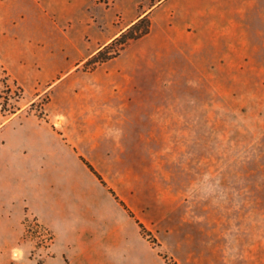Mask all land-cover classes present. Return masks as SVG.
I'll return each mask as SVG.
<instances>
[{"label": "rangeland", "instance_id": "obj_1", "mask_svg": "<svg viewBox=\"0 0 264 264\" xmlns=\"http://www.w3.org/2000/svg\"><path fill=\"white\" fill-rule=\"evenodd\" d=\"M159 1L0 0V108L65 121L103 177L66 147L59 249L86 233L108 264H196L191 249L264 264V0ZM147 9L149 33L87 62ZM26 227L31 250L0 249L3 264L52 254V230Z\"/></svg>", "mask_w": 264, "mask_h": 264}, {"label": "crops", "instance_id": "obj_2", "mask_svg": "<svg viewBox=\"0 0 264 264\" xmlns=\"http://www.w3.org/2000/svg\"><path fill=\"white\" fill-rule=\"evenodd\" d=\"M43 7L46 8L44 3ZM148 13L149 9L138 11L121 31ZM105 44L107 42L97 50ZM23 110L5 115L0 108V238H6L0 242V249H13L19 245L28 253L31 243L25 241L26 221L28 217H34L52 230L54 241L48 249L52 254L39 263L31 259L29 264H108V251L112 249H93L89 244L90 236L86 233H80L77 240L69 242V247L58 248L64 215V202L59 197V178L61 173L64 176V150L67 147L68 152L76 153V147L71 138L66 139L62 132L65 121H62V126L59 125L57 119L51 117L54 114L52 111L51 118L47 119L36 114L26 115ZM31 123L36 124L34 129L30 127ZM76 155L81 159V154ZM16 205H20L22 211L15 221ZM105 217L101 210L99 218L104 221ZM119 235L120 228L114 227L101 236V241L104 243L106 239ZM227 251L202 249L197 252L191 249L196 264H224L227 259L232 260L226 256ZM123 252L125 259L132 258L128 256V249ZM132 259L139 261L138 257ZM0 264H3L1 260Z\"/></svg>", "mask_w": 264, "mask_h": 264}, {"label": "trees", "instance_id": "obj_3", "mask_svg": "<svg viewBox=\"0 0 264 264\" xmlns=\"http://www.w3.org/2000/svg\"><path fill=\"white\" fill-rule=\"evenodd\" d=\"M151 29V20L150 17L146 14L139 18L136 22L131 24L126 30H124L119 36H117L111 43L105 45L103 48H101L98 52H96L90 59L87 61L88 63H98L100 61H106L107 59L115 56V54L118 53V50L116 49L115 52H111L109 49L114 46L115 44H119L124 46L130 39L133 38H140L147 33L150 32ZM5 112V108H2ZM15 113V110L13 111ZM81 159L85 162V164L90 168V170L102 181L103 177L100 174V172L95 168V166L83 155H81ZM105 183V182H104ZM110 192L113 194V196L116 198V200L129 212L130 215L133 216V212L130 209V207L127 205V203L119 197L115 189L112 187H109ZM28 221V219H27ZM140 226V231L143 236H147V233L152 234L146 227V225L140 221L137 220ZM164 257L167 259V256L164 255ZM172 264H178L174 259L170 261Z\"/></svg>", "mask_w": 264, "mask_h": 264}]
</instances>
